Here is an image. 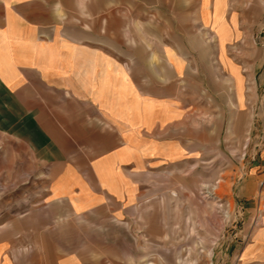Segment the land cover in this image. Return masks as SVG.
Listing matches in <instances>:
<instances>
[{
    "label": "crops",
    "instance_id": "crops-1",
    "mask_svg": "<svg viewBox=\"0 0 264 264\" xmlns=\"http://www.w3.org/2000/svg\"><path fill=\"white\" fill-rule=\"evenodd\" d=\"M263 15L264 0H0V264H187L170 231L185 202L155 196L225 123L250 127ZM254 243L241 264H264Z\"/></svg>",
    "mask_w": 264,
    "mask_h": 264
},
{
    "label": "rangeland",
    "instance_id": "rangeland-1",
    "mask_svg": "<svg viewBox=\"0 0 264 264\" xmlns=\"http://www.w3.org/2000/svg\"><path fill=\"white\" fill-rule=\"evenodd\" d=\"M254 2L251 0L252 5ZM261 27V34L256 31L254 38L256 45L264 49V15ZM256 73L259 75V70ZM194 81L202 85L201 79ZM203 103L210 106L209 101ZM225 103L222 99L220 105ZM250 103V127L236 126L232 130L225 123L218 143L211 148L204 142L202 156L196 162L187 160L184 179L171 175L159 184L162 193L155 197L185 202V221L179 208L171 207L170 231L173 248L179 247V236L185 237L187 264H208L205 253L209 249L211 264H241L242 249L254 247V242L264 237V170H247L264 151V84L257 78L256 82L252 78L250 84ZM213 112H206L205 122ZM236 123L241 124L242 119L236 118ZM208 134L204 133V138ZM197 250L203 252L199 255Z\"/></svg>",
    "mask_w": 264,
    "mask_h": 264
},
{
    "label": "built area",
    "instance_id": "built-area-1",
    "mask_svg": "<svg viewBox=\"0 0 264 264\" xmlns=\"http://www.w3.org/2000/svg\"><path fill=\"white\" fill-rule=\"evenodd\" d=\"M261 185H263V183ZM262 187H264V186H262Z\"/></svg>",
    "mask_w": 264,
    "mask_h": 264
}]
</instances>
